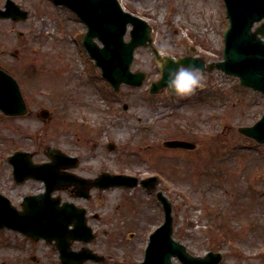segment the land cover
<instances>
[{
  "label": "rangeland",
  "instance_id": "obj_1",
  "mask_svg": "<svg viewBox=\"0 0 264 264\" xmlns=\"http://www.w3.org/2000/svg\"><path fill=\"white\" fill-rule=\"evenodd\" d=\"M11 1L28 17L0 19V68L17 81L27 110L20 117L0 113V194L20 209L24 197L43 193L42 181L16 184L7 160L25 151L34 163H47L52 147L78 159L63 171L87 180L104 172L158 178L152 192L91 189L84 199L70 186L52 194L87 211L94 239L72 242L71 249H89L103 261L83 264H139L149 234L163 221L158 190L172 204L173 238L191 255L212 251L223 255L219 264H264V145L237 130L259 120L263 96L216 71L203 73V86L191 95H150L149 84L161 74L149 48L137 49L131 66L146 73L144 84L121 85L114 93L82 48L86 27L71 11L52 0ZM118 1L150 24L161 55L222 60L228 26L223 0ZM41 109L48 119L38 116ZM168 140L196 147L167 149ZM1 263L60 261L53 242L3 229Z\"/></svg>",
  "mask_w": 264,
  "mask_h": 264
},
{
  "label": "water",
  "instance_id": "obj_2",
  "mask_svg": "<svg viewBox=\"0 0 264 264\" xmlns=\"http://www.w3.org/2000/svg\"><path fill=\"white\" fill-rule=\"evenodd\" d=\"M56 5L72 11L86 26L82 45L101 69V76L118 92L121 85L139 88L146 80V73L132 72L134 53L138 48H149L159 65L161 76L149 85V93L156 95L162 90L173 93L166 87L169 73L177 64L202 67L203 73L221 72L236 77L241 87L260 92L264 97V0H223L228 27L224 31L223 60L206 63L203 58L192 55L173 58L161 56L153 45L152 27L142 18L122 9L118 0H53ZM27 11H22L12 1L7 0L5 9L0 10V19L24 21ZM128 39L125 41V36ZM96 40L101 46L96 43ZM161 61H166L161 68ZM174 94V93H173ZM126 107H124L125 109ZM0 111L10 117L22 116L26 106L16 80L0 70ZM39 117L48 119L49 112L43 109ZM239 133L264 144V114L250 127H240ZM168 149L194 150L193 143L181 140H168L163 143ZM113 146L109 147L112 150ZM48 163L34 164L27 152H15L8 158L16 183L27 179L42 181L45 192L24 198L21 209L12 206L0 194V230L9 229L28 236L31 240L54 242L61 264H82L87 260L102 261L88 249L78 252L70 249L75 241L90 242L94 235L86 222V209L72 203L63 202L52 193L60 188L75 187V197L89 198L92 188L131 189L138 184L152 191L155 177L139 180L126 175L101 173L94 180H86L61 170L74 168L78 161L59 150L48 148ZM156 199L161 203L163 223L149 236L143 261L139 264H219L221 253L209 252L204 256H192L184 245L173 239L172 205L158 191Z\"/></svg>",
  "mask_w": 264,
  "mask_h": 264
},
{
  "label": "clouds",
  "instance_id": "obj_3",
  "mask_svg": "<svg viewBox=\"0 0 264 264\" xmlns=\"http://www.w3.org/2000/svg\"><path fill=\"white\" fill-rule=\"evenodd\" d=\"M165 62L161 61V68H163ZM203 72L202 67L178 63L176 68L169 73V77L165 82L166 87L176 95H191L198 87L203 86Z\"/></svg>",
  "mask_w": 264,
  "mask_h": 264
}]
</instances>
